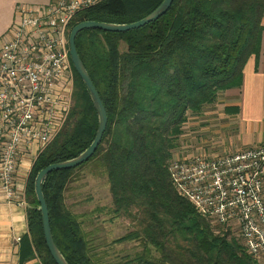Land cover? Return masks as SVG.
I'll list each match as a JSON object with an SVG mask.
<instances>
[{
  "label": "trees",
  "instance_id": "obj_1",
  "mask_svg": "<svg viewBox=\"0 0 264 264\" xmlns=\"http://www.w3.org/2000/svg\"><path fill=\"white\" fill-rule=\"evenodd\" d=\"M163 1L101 0L72 19L69 33L88 20L139 21ZM263 19L264 0H175L166 14L144 27L78 34V51L109 117L89 161L99 158L106 168L114 212L132 217L139 227L116 243L142 240L143 249L128 255L125 264H259L240 237L216 234L179 193L170 164L188 113H199L221 92L242 86L248 61L261 53ZM72 67L73 107L28 176L29 231L21 239L20 264H57L45 238L36 177L50 164L80 155L97 135L98 112ZM76 168L53 171L43 183L54 240L69 264H115L102 261L93 233L65 204Z\"/></svg>",
  "mask_w": 264,
  "mask_h": 264
},
{
  "label": "built area",
  "instance_id": "obj_2",
  "mask_svg": "<svg viewBox=\"0 0 264 264\" xmlns=\"http://www.w3.org/2000/svg\"><path fill=\"white\" fill-rule=\"evenodd\" d=\"M100 1L18 5L19 17L0 40V192L8 203L29 208L27 182L17 180L19 166L27 153L36 159L67 119L73 82L69 25ZM170 173L201 216L224 228L237 226L248 253L264 264V146L213 160H174Z\"/></svg>",
  "mask_w": 264,
  "mask_h": 264
},
{
  "label": "rangeland",
  "instance_id": "obj_3",
  "mask_svg": "<svg viewBox=\"0 0 264 264\" xmlns=\"http://www.w3.org/2000/svg\"><path fill=\"white\" fill-rule=\"evenodd\" d=\"M121 47L126 49L124 42ZM74 91L75 75L73 73L70 111L73 107ZM234 131L232 126H229L227 117L218 114L215 102L206 105L199 113L189 112L182 133L177 136L179 144L173 150L171 162L190 160L196 156L213 160L230 154L226 151L221 154L215 152L219 153L217 148L231 144L233 135L235 136ZM64 197L68 209L79 216L87 231L93 233L96 250L104 263L125 264L124 261L128 255L133 256L143 249L141 239L116 243L117 239L138 230L139 227L132 217L114 212L111 185L106 168L99 158L88 161L72 172ZM209 222L216 234L225 235L228 232L231 235L230 238L237 237L239 234L237 226L224 228L215 221L209 220Z\"/></svg>",
  "mask_w": 264,
  "mask_h": 264
},
{
  "label": "crops",
  "instance_id": "obj_4",
  "mask_svg": "<svg viewBox=\"0 0 264 264\" xmlns=\"http://www.w3.org/2000/svg\"><path fill=\"white\" fill-rule=\"evenodd\" d=\"M50 1L0 0V40L19 17L18 5L44 6ZM215 105L218 107V114L227 117L229 126L235 130L231 144L217 148L219 153L215 152L216 154L264 146V34L260 56H253L248 61L242 86L221 92ZM34 160L35 157L29 153L23 157L17 173L20 183L27 182ZM28 231L27 209L8 203L0 192V264H20L21 241L18 243L17 238L22 239ZM33 263L34 261L29 264Z\"/></svg>",
  "mask_w": 264,
  "mask_h": 264
},
{
  "label": "water",
  "instance_id": "obj_5",
  "mask_svg": "<svg viewBox=\"0 0 264 264\" xmlns=\"http://www.w3.org/2000/svg\"><path fill=\"white\" fill-rule=\"evenodd\" d=\"M174 1L175 0H164L161 3V5L156 10H154L151 14H149L147 17L139 21L133 22V23L116 24V23H107V22L88 20V21H84V22L77 24L76 26L72 28L70 32L69 46H70L71 60H72L74 68L76 69L78 74L81 76L82 80L84 81V83L86 84L90 92L94 106L98 112L99 127L97 131V135L94 141L92 142V144L85 151H83L80 155L72 159L62 161V162L52 163L48 165L47 167L43 168L36 177L35 191H36L37 198L41 204L40 209L42 211L45 238H46L47 246L53 258L57 262V264H69V263L64 257V255L61 253L60 249L58 248L54 240V235H53L51 221H50L49 207H48L47 200H46V197L43 191V183L45 179L47 178V176L53 171L76 168L86 163L87 161H89L91 157L96 153L103 139L104 133L107 129L108 122H109V117H108L106 106L78 51V47L76 44L77 36L81 31L85 29H102L105 31H112V32H125V31L144 27L147 24L151 23L152 21H155L159 19L160 17H162L164 14H166L171 8Z\"/></svg>",
  "mask_w": 264,
  "mask_h": 264
}]
</instances>
